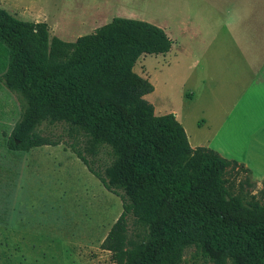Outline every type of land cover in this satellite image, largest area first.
Listing matches in <instances>:
<instances>
[{
  "label": "trees",
  "instance_id": "16d2710c",
  "mask_svg": "<svg viewBox=\"0 0 264 264\" xmlns=\"http://www.w3.org/2000/svg\"><path fill=\"white\" fill-rule=\"evenodd\" d=\"M0 43L9 53L2 84L19 101L7 139L11 150L58 145L37 132L62 123L77 158L122 201L102 240L113 264H264V203L231 194V163L205 146L192 147L173 113L157 115L144 95L150 81L133 67L141 54H165L172 39L144 20L114 17L64 41L46 21L17 18L0 6ZM106 152L111 160L100 161ZM135 238L129 239L128 218Z\"/></svg>",
  "mask_w": 264,
  "mask_h": 264
},
{
  "label": "rangeland",
  "instance_id": "374dc122",
  "mask_svg": "<svg viewBox=\"0 0 264 264\" xmlns=\"http://www.w3.org/2000/svg\"><path fill=\"white\" fill-rule=\"evenodd\" d=\"M97 1L112 3L0 0V6L22 20L46 21L51 35L65 41H74L114 17L161 27L173 41L171 49L165 54H141L133 70L153 85L144 99L155 114L173 113L190 145L206 146L209 131L199 123L207 121V110L197 95L202 70L213 69L215 35L223 27L221 33L226 29L237 42H244L246 27H264V0H121V5L100 15L89 5ZM8 60V50L0 43V77ZM19 114L16 95L0 80V264H113L110 252L100 244L121 214L122 201L72 150L71 145L81 146L83 136L70 139L62 123L43 124L37 132L60 138L58 145L11 150L7 139ZM110 160L106 152L100 154L102 163ZM225 175L231 194L264 203V182L254 180L247 169L231 163ZM136 232L129 217L127 237L134 239ZM194 251L192 245L185 248L182 264H189Z\"/></svg>",
  "mask_w": 264,
  "mask_h": 264
},
{
  "label": "crops",
  "instance_id": "0c3cea01",
  "mask_svg": "<svg viewBox=\"0 0 264 264\" xmlns=\"http://www.w3.org/2000/svg\"><path fill=\"white\" fill-rule=\"evenodd\" d=\"M109 2L89 5L97 15L121 5V0ZM219 28L214 39L213 69L207 66L202 70L197 95L207 110V121L199 123L209 131L205 147L236 161L254 180L264 182V27H246L242 43ZM198 63L205 65L203 59Z\"/></svg>",
  "mask_w": 264,
  "mask_h": 264
}]
</instances>
